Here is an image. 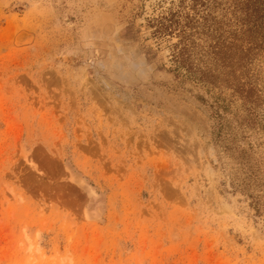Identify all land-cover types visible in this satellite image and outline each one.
Masks as SVG:
<instances>
[{
	"label": "rangeland",
	"instance_id": "rangeland-1",
	"mask_svg": "<svg viewBox=\"0 0 264 264\" xmlns=\"http://www.w3.org/2000/svg\"><path fill=\"white\" fill-rule=\"evenodd\" d=\"M248 2L0 0V264H264Z\"/></svg>",
	"mask_w": 264,
	"mask_h": 264
},
{
	"label": "trees",
	"instance_id": "trees-1",
	"mask_svg": "<svg viewBox=\"0 0 264 264\" xmlns=\"http://www.w3.org/2000/svg\"><path fill=\"white\" fill-rule=\"evenodd\" d=\"M259 2H258V0H249V2L247 3L250 7H252V9L253 10H256V9H258V6H257V4H258Z\"/></svg>",
	"mask_w": 264,
	"mask_h": 264
}]
</instances>
